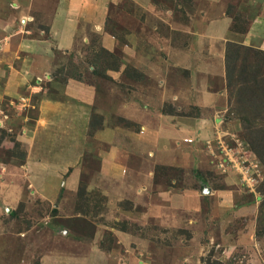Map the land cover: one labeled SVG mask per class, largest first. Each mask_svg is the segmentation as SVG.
Wrapping results in <instances>:
<instances>
[{"label": "rangeland", "instance_id": "1", "mask_svg": "<svg viewBox=\"0 0 264 264\" xmlns=\"http://www.w3.org/2000/svg\"><path fill=\"white\" fill-rule=\"evenodd\" d=\"M18 1L20 7L14 12H10L9 9L10 4L16 5V0H5L4 5L0 3V17L5 20L13 19L16 31H22L29 39L48 41L52 32L50 33L47 24L57 0ZM247 1L228 0L227 11L230 13L228 15L238 16L242 25L243 21H246L243 13L248 10V6L245 5ZM102 2L109 3L101 27L91 29L92 21L87 26L76 29L74 45L71 48H64L65 50H59L51 43L53 66L49 73L35 77L32 85L39 89V96L43 93H53L54 90L60 91L70 82L93 87L96 99L91 106L88 135L93 136L95 132L105 128L115 130L118 134L112 138L114 146L125 150L126 145L134 147L137 143L130 144L128 134L119 130L126 129L133 133L139 130V126L127 118L128 115L122 110V106L128 104L139 112V107L133 100L156 96L152 82L149 79L144 81L134 67V59H131L132 63H128L127 59L126 63L125 52L155 60L159 65L164 64L163 59L167 54L175 53L187 46L191 37L190 31L200 30L210 5L204 0ZM236 6L240 7L241 13L240 10L235 11ZM14 39L15 42H11V46H16L20 37L16 36ZM107 41L112 44H108ZM232 58L238 62L235 68L230 69L240 79L247 76L245 84H250L248 78L257 79L258 75L264 79V58L260 63L255 61L251 52L246 53L244 50H240L238 56L233 55ZM14 65L17 66V62ZM217 79L216 88L224 85L225 109L219 114L222 117L217 124L218 128L214 129L212 137L206 139L203 144L206 156H203L202 160L207 161L210 154V163L215 170V163L221 152L219 145H228L229 148L237 150L236 145L239 144L242 148L239 157L256 156L260 173L258 177L254 176L255 180L243 181L244 175L235 172L237 169L228 165V168L234 170L230 171L236 173L239 181L238 188L232 187L230 192L237 194L238 197L234 200L230 196L229 202L233 204L230 206L229 203L228 207L226 206V216H221L220 220L217 219L219 215V207L215 202L217 199L202 200L209 208V212H205L204 208L205 219L198 228L203 234L201 243H209L206 249L202 247V251L195 248L197 239L196 229L193 227L179 228L176 222L172 230L166 227L151 229L150 224L139 225L128 213H135L138 210L131 200L124 198L119 204H114L110 202L109 197L97 191L96 187H90L101 170L102 161L98 154L103 147L99 142L90 139L88 144H85L87 148L84 151L85 147L83 149V144L70 132L68 126L63 127L59 137L56 135L57 143H50V146L56 144L58 151L53 150L55 153H71L73 157L79 154L78 166L83 172L77 187L67 189L63 185H58L57 198L49 201L47 196L50 191H38L29 181L31 175L24 169L26 145L20 137L23 132L30 131L35 125L40 97L25 90L20 98L1 100L0 264H66L88 252L97 229L103 231L102 240L99 242V249L102 251L113 248V229H122L132 235L140 232L138 238L147 243L151 252V257L145 259L142 257L145 264H264V159L256 153L253 146V143H257L255 138L261 140L264 138V115L263 120L257 123L260 131L248 129L241 120L244 115L237 109L235 95L226 89V75ZM157 80L163 79L159 77ZM141 81L144 83L143 90L137 87ZM161 85L162 83L159 87ZM245 95L250 100L252 93L248 92ZM246 97L243 106L248 111ZM172 107L173 104L165 103L161 112L183 114ZM189 113L194 114L196 111L191 110ZM247 118L251 119V116L248 115ZM194 137L181 139V145H192L198 140ZM136 147L139 148L140 144ZM135 150L137 151V148ZM135 150L128 158L130 163L133 161L139 163V154L137 157ZM152 171L154 184L170 183L175 187L180 186L179 181L183 175L177 166H156ZM195 173L192 171V177ZM144 178L138 175L136 182ZM194 184V181L189 183ZM201 194L208 196L209 189L203 188ZM234 209L237 210L235 215L238 219L236 224L231 226V223H228L229 213ZM252 214L255 218L253 222L248 223L247 219L252 217ZM232 230L241 232L240 244L227 260H219L223 256L222 244L234 243L232 235L229 234ZM251 242H255L254 245H251ZM129 253L125 258L128 259Z\"/></svg>", "mask_w": 264, "mask_h": 264}, {"label": "crops", "instance_id": "2", "mask_svg": "<svg viewBox=\"0 0 264 264\" xmlns=\"http://www.w3.org/2000/svg\"><path fill=\"white\" fill-rule=\"evenodd\" d=\"M4 1L0 0V3ZM16 1V5L10 4V12L19 9V1ZM102 1L57 0L47 24L50 33L52 32L48 41L31 40L22 31H16L13 19L5 20L0 17V101L4 98H20L25 90L39 96L40 91L33 87L32 81L51 70V43L59 50H65L64 48L74 45L76 29L83 28L92 21L91 29L100 28L109 3L104 4ZM204 1L210 5L208 14L203 13L204 24H201L200 30L197 31L191 32L188 29L191 37L187 46L167 54L163 59L164 64L159 65L155 60L125 52L126 63L127 59L128 63H132L133 58L134 67L140 72V76L142 75L144 81L149 79L156 91L153 98L151 96L143 100H133L139 107V112L128 104L122 106V110L128 115L127 118L137 124L139 130L131 133L130 130L124 129L119 132L128 134L130 144L134 145L136 142L141 148L136 147L137 145H126L125 150L118 149L112 141L118 134L115 130L105 128L95 132L93 136L88 135L91 106L96 99L93 87L70 82L60 91L54 90L53 93H43L39 96L35 125L20 137L26 145L24 169L31 175L29 181L38 191L49 190V201L57 198L58 185L67 189L77 187L83 172L78 166L79 154L73 157L71 153H55L54 151H58L56 144L50 146V143H57L59 132L68 126L70 132L83 144V149L85 147L84 151L87 148L85 144H88L90 139L99 142L103 147L98 154L102 161L101 170L90 187H96L97 191L109 197L110 202L114 204H119L124 198L131 200L138 210L135 211L136 214L128 213L139 225L150 224L151 229L166 227L172 230L176 222L179 228L193 227L196 229L197 239L195 248H199V251H202V247L206 249L209 243H201L203 234L198 230L205 219L204 208L205 212H209L202 200L217 199V219L220 220L221 216H226L228 204H233L229 199L232 197L235 200L238 197L230 192V188H238L239 185L236 173L217 174L211 166L210 154L207 161L202 160V157L206 156L203 144L206 139L212 137L214 129L218 128L217 124L222 117L219 114L225 109L224 85L216 88L215 80L218 81L217 78L221 79L225 75L224 52L228 42L264 52V0H248L245 3L248 6V10L243 13L248 23L245 33H235L231 30L233 17L227 13L228 0ZM238 10L240 7L236 6L235 11ZM186 30L187 28L184 32ZM16 36L20 37L18 44L11 46ZM107 43L112 44L110 41ZM15 62L17 66L14 65ZM159 77L163 79L162 82L157 80ZM160 82L162 85L159 87ZM138 83L140 85L137 87L143 90L144 83ZM165 103L173 104L172 109L182 111L183 114H163L161 111ZM191 110L196 113L190 114ZM193 136L194 139L198 138V142L181 145V139ZM134 150L137 157L139 154V163H130L128 160ZM163 165L177 166L182 170L180 186L153 183L152 169ZM192 171L196 172L194 177ZM138 175L145 178L136 182ZM191 181L195 184L189 185ZM203 188L209 189L208 196L201 194ZM237 210L229 213L228 223L230 222L231 226L237 222ZM254 218L252 214V217L247 219L248 223L253 222ZM113 232V248L105 251L99 249L103 231L97 229L88 252L66 264H126V261L127 264H145L143 259L151 257L147 243L138 238L140 232L137 235L128 234L122 229H113ZM239 233L241 232L235 230L229 233L234 243L222 244L223 256L219 260H227L238 248ZM254 243L251 242V245ZM128 252L130 253L127 259L125 255Z\"/></svg>", "mask_w": 264, "mask_h": 264}, {"label": "trees", "instance_id": "3", "mask_svg": "<svg viewBox=\"0 0 264 264\" xmlns=\"http://www.w3.org/2000/svg\"><path fill=\"white\" fill-rule=\"evenodd\" d=\"M227 13L230 14L228 11ZM237 17L238 16L233 17V25L231 30L235 33H245L248 23L247 21H243L242 25V21ZM239 23H241V25H239ZM225 47L226 89L228 92L235 95L236 105L238 106L237 109L240 111V114L244 115L241 117L244 125L248 129L254 128L257 131H260V127H257V123L259 120H263L262 116L264 115V79L260 75H258L257 79L248 78L249 82H251L247 85L245 84L247 76L243 79H240L235 76L232 69L230 68H235L237 65V59H233L232 57L233 55L237 57L240 50H244L246 53L251 52L255 61H260V63L263 61L262 59L264 57L262 56H264V52L250 47L237 45L232 42H228ZM248 92L252 93L250 100L247 99L245 95ZM244 97H246V103H248L249 106L248 111L243 106ZM248 115L251 116V119L247 118ZM255 140L257 143H253L254 149L256 153L262 159H264V138L262 140L255 138Z\"/></svg>", "mask_w": 264, "mask_h": 264}, {"label": "built area", "instance_id": "4", "mask_svg": "<svg viewBox=\"0 0 264 264\" xmlns=\"http://www.w3.org/2000/svg\"><path fill=\"white\" fill-rule=\"evenodd\" d=\"M39 82L40 80L38 79V83ZM236 146L237 150L236 148H229L228 145H219V148H221V152L219 153V157H217L215 170L218 173L226 174L228 171V173L232 172L230 170L237 169L235 170V172L238 171L239 173L244 175L245 178L243 179V181L246 179H248V181L255 180V177H258L260 173V169L256 160L257 157H239V153L242 152V148L239 144ZM236 155H238V157ZM228 165H230V167L233 169L228 168Z\"/></svg>", "mask_w": 264, "mask_h": 264}, {"label": "water", "instance_id": "5", "mask_svg": "<svg viewBox=\"0 0 264 264\" xmlns=\"http://www.w3.org/2000/svg\"><path fill=\"white\" fill-rule=\"evenodd\" d=\"M205 191H207V190H205ZM208 192V191H207Z\"/></svg>", "mask_w": 264, "mask_h": 264}]
</instances>
